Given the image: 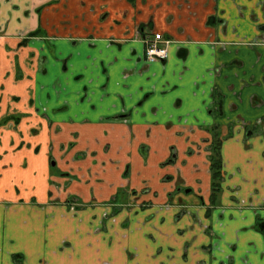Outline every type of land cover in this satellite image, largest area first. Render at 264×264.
Returning <instances> with one entry per match:
<instances>
[{
  "label": "crops",
  "instance_id": "obj_1",
  "mask_svg": "<svg viewBox=\"0 0 264 264\" xmlns=\"http://www.w3.org/2000/svg\"><path fill=\"white\" fill-rule=\"evenodd\" d=\"M1 85L0 264H264V0H0Z\"/></svg>",
  "mask_w": 264,
  "mask_h": 264
},
{
  "label": "rangeland",
  "instance_id": "obj_2",
  "mask_svg": "<svg viewBox=\"0 0 264 264\" xmlns=\"http://www.w3.org/2000/svg\"><path fill=\"white\" fill-rule=\"evenodd\" d=\"M20 39H21V41H20L21 42V44H20V47L21 48L22 47H28L29 46L30 40H29V37L28 36L26 38L20 37ZM13 71L15 73V78H16V81L18 83L19 82L22 83V82L25 81V78L23 77V73H22L23 71H22L21 66L19 64L18 58H14V68H13ZM8 77L9 76H7V78ZM4 90H5V86L4 85H1L0 86V102L4 98V92H3ZM11 102H13V103H20L21 102V98L20 97H17V96H13L11 98V100H10V103ZM9 106H10V104H9ZM9 106L7 105V107H9ZM1 110L3 111V108ZM2 111H1V115L0 116H2L5 113V112L3 113ZM24 117H25V114L22 113V112L14 113V112H11L10 110H8L6 112V114L0 118V128H1L0 130H2V127H3V128H8L11 131H14V129L20 124V122L22 121V119ZM0 132H2V131H0ZM76 207H78V206H74L72 209H77ZM19 263L22 264L21 262H19Z\"/></svg>",
  "mask_w": 264,
  "mask_h": 264
},
{
  "label": "trees",
  "instance_id": "obj_3",
  "mask_svg": "<svg viewBox=\"0 0 264 264\" xmlns=\"http://www.w3.org/2000/svg\"><path fill=\"white\" fill-rule=\"evenodd\" d=\"M221 141L216 139L211 146V154L209 156L210 160V170L212 174V190L213 198H217L219 192L221 191V184L223 182V162L220 153ZM264 228V226L262 225ZM17 259L19 257H16Z\"/></svg>",
  "mask_w": 264,
  "mask_h": 264
},
{
  "label": "built area",
  "instance_id": "obj_4",
  "mask_svg": "<svg viewBox=\"0 0 264 264\" xmlns=\"http://www.w3.org/2000/svg\"><path fill=\"white\" fill-rule=\"evenodd\" d=\"M167 42L161 35L156 34L147 42L146 57L149 62L164 60L168 56Z\"/></svg>",
  "mask_w": 264,
  "mask_h": 264
},
{
  "label": "flooded vegetation",
  "instance_id": "obj_5",
  "mask_svg": "<svg viewBox=\"0 0 264 264\" xmlns=\"http://www.w3.org/2000/svg\"><path fill=\"white\" fill-rule=\"evenodd\" d=\"M156 34H157V33H154V32H147L146 34L142 32V40H143V43H144V45H145V49H144L145 61H146L147 63H149V64H150L151 62H149L148 59H147V57H146L147 42L150 40L151 37H153V36L156 35ZM41 35H42V31L37 30V31H33V32L28 33V35H25V36L22 37V38H26V37L28 36V37H29V40L31 41V40H33V39H35V38H37V37H39V36H41ZM159 35H161V34H159ZM161 36H162V38L167 42V44H166L165 46L167 47V52H168V56H167L166 59H164V60H160V61H156V62H161V63H162V62L167 61V59L169 58V50H168V47H169V45L172 43V41L169 40V39H167V38H165L163 35H161ZM20 44H21V42H20ZM156 62H152V63H156ZM214 138H215V140L218 139V135L214 134ZM215 140H214V141H215Z\"/></svg>",
  "mask_w": 264,
  "mask_h": 264
}]
</instances>
